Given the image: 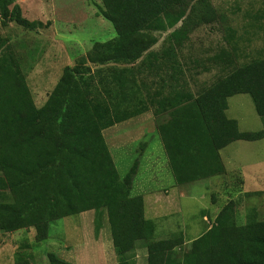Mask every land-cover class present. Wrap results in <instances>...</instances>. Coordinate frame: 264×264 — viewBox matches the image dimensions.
<instances>
[{
	"label": "trees",
	"instance_id": "trees-1",
	"mask_svg": "<svg viewBox=\"0 0 264 264\" xmlns=\"http://www.w3.org/2000/svg\"><path fill=\"white\" fill-rule=\"evenodd\" d=\"M100 3L99 13L116 35L93 41L74 65H65L39 107L18 56L0 34V230L33 227L36 242H41L52 221L93 210L94 234L106 220L117 264H134L126 254L137 248L145 250L146 264H264V219L253 208L245 221L235 224L234 200L186 247L180 233L154 239L155 223L144 214V199L132 193L138 159L121 178L103 135L105 128L150 105L162 118L157 132L176 184L223 174L221 149L236 140L264 137V129L241 131L226 114L228 97L245 93L264 118V56L237 64L235 46L221 49L201 70L215 65L224 74L194 93L177 81L184 73L177 52L195 28L218 20L210 0ZM10 22L29 30L47 24L26 18L17 0H0V27ZM162 32H167L165 47L153 51ZM118 60L138 61V74L147 70L159 76V87L146 92L149 105L137 96L140 86H129L135 82L128 74L131 68H112L110 78L96 80L100 70L88 65ZM24 253L18 251L11 264H31ZM46 256L49 264H70L53 252Z\"/></svg>",
	"mask_w": 264,
	"mask_h": 264
},
{
	"label": "rangeland",
	"instance_id": "rangeland-1",
	"mask_svg": "<svg viewBox=\"0 0 264 264\" xmlns=\"http://www.w3.org/2000/svg\"><path fill=\"white\" fill-rule=\"evenodd\" d=\"M210 1L219 14L218 20L195 28L181 51L177 52L180 63L184 62V73L178 74L177 81L185 82V89L194 93L224 74L215 65L209 71L201 70L203 64L210 65V57L221 49L231 50L235 46L237 64L264 56L262 1ZM97 3L98 0H21L26 18L47 24L32 30L14 22L0 27V34L8 39L18 56L36 106L44 103L65 65H74L93 41H106L116 35L112 23L99 13L100 0L98 7ZM166 33L159 34L158 42L151 48L153 51L160 52L165 47ZM88 65L92 71L100 70L96 80L110 78L112 68H131L132 72L128 74L135 82L129 86L132 89L140 86L137 96L146 105H149L145 100L146 92L151 93L159 87V76L155 73L150 74L147 70L137 73L138 61L133 64L118 60ZM135 101H131V107ZM227 103L226 114L237 120L241 131L264 129V118L256 113L249 94H234L228 97ZM148 107L105 128L103 135L121 178L138 159L132 193L140 194L144 199V214L155 223L154 239L180 233L186 247L215 221V216L229 200L236 201L235 224L245 221L253 208L257 217L264 219V137L254 141L236 140L221 149L225 166L223 174L176 184L157 132V124L162 118L156 116L153 107ZM93 220V210L54 220L49 224L48 237L41 242H36L29 230L17 233L0 230V234L15 242L21 240V250L29 254L31 264H49L48 252L70 264H102L104 251L111 256V263L115 255L106 242L101 237L99 239V234L95 236ZM104 221L102 234H109ZM26 241L27 245H24ZM134 252L137 255L135 264H146V252L140 248L127 253L128 260L132 261Z\"/></svg>",
	"mask_w": 264,
	"mask_h": 264
},
{
	"label": "crops",
	"instance_id": "crops-1",
	"mask_svg": "<svg viewBox=\"0 0 264 264\" xmlns=\"http://www.w3.org/2000/svg\"><path fill=\"white\" fill-rule=\"evenodd\" d=\"M21 6V0H17ZM22 8V7H21ZM245 191V190H244ZM147 217V216H146ZM148 218V217H147ZM103 227H104V224H103ZM102 227V228H103ZM102 228L100 230V233H99V239L100 237L102 238V241L106 242V246L111 250V252L115 255V259L113 260V262L109 263V260L111 258V256H109L105 251L103 252V255H104V261L102 264H117V258H116V254H115V251L113 249V245H112V241H111V236H110V233L109 234H102ZM26 231V230H29V233L32 234V236H34L35 234V230L33 227H30L29 229H17V230H14V231H10V232H13V233H17V232H23ZM6 233V232H5ZM0 264H11L13 263L14 259H15V254L18 252V251H21V240H18V242H15V240H13L12 238H7L5 236L2 237V234H0ZM12 240V241H11ZM101 241V242H102ZM111 241V242H110ZM24 245H27V241L25 242ZM27 253V252H26ZM132 253V252H131ZM29 255V254H28ZM132 255V261L134 262L135 264V252ZM109 256V257H108ZM29 260H30V256H29ZM31 262V261H30Z\"/></svg>",
	"mask_w": 264,
	"mask_h": 264
}]
</instances>
